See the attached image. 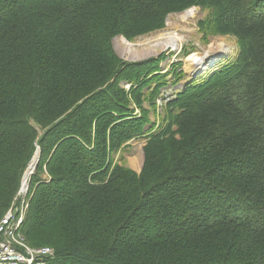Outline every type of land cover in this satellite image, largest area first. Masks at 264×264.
<instances>
[{"label":"trees","instance_id":"16d2710c","mask_svg":"<svg viewBox=\"0 0 264 264\" xmlns=\"http://www.w3.org/2000/svg\"><path fill=\"white\" fill-rule=\"evenodd\" d=\"M195 5L240 55L181 92L138 174L112 155L145 134L129 104L158 63L123 87L113 39ZM36 144L23 230L47 264H264V0H0V219Z\"/></svg>","mask_w":264,"mask_h":264},{"label":"rangeland","instance_id":"374dc122","mask_svg":"<svg viewBox=\"0 0 264 264\" xmlns=\"http://www.w3.org/2000/svg\"><path fill=\"white\" fill-rule=\"evenodd\" d=\"M191 9H194V11L189 16L187 11ZM215 16L216 11L211 7L206 8L195 5L178 13H170L166 17L162 28L131 39L123 35L114 37L113 50L124 64L123 69H125V78L121 81L123 87L129 89L135 83V81L128 82L129 79L126 74L128 71L131 75H136L138 72L130 71V69H133L139 63H147L148 60L152 59H157L158 63L157 69L149 76L147 83L142 86L143 100L141 107L139 108L132 99H130L129 104V109L133 110V116H144L148 120L145 126V134L134 137L122 149L114 153L112 159L115 163L123 164L138 174L141 173L144 165V148L148 142V137L150 134L171 125L172 117L180 110L179 104L175 100L180 98L181 92L194 83L198 84L208 80L213 73L220 71L228 63L238 59L240 55L238 37L233 34L217 32L214 27ZM128 47L132 51L127 53L125 49ZM193 54H197L202 60L192 66L188 58ZM147 64L151 65L152 63ZM134 88L136 89L135 85ZM32 124L41 134L42 131L35 125V122H32ZM38 148L39 146H37ZM37 149L24 170L20 187L14 196L13 202L17 203V200H20L21 203L24 198L30 200L32 179L30 178L26 193L22 190L24 186L22 180L34 155L38 152ZM41 153L38 165L42 160ZM47 175V173H44L41 176L46 179L48 178ZM5 215L6 213L0 219V239L9 231L13 235L15 233L17 237V231L10 229L12 218L7 219L5 222L2 220L6 217ZM24 220L26 221V217ZM25 221L21 223L19 231L23 236L25 245L33 248L48 246L55 250V245L52 243H29L23 230ZM52 233L54 234L50 238L58 236L56 230L49 231L47 235Z\"/></svg>","mask_w":264,"mask_h":264},{"label":"built area","instance_id":"2783aa9c","mask_svg":"<svg viewBox=\"0 0 264 264\" xmlns=\"http://www.w3.org/2000/svg\"><path fill=\"white\" fill-rule=\"evenodd\" d=\"M4 222L11 218L5 215ZM9 216V218H8ZM1 220V221H2ZM12 230V229H11ZM17 237L11 231L5 233L0 239V264H42L43 261L49 260L54 255V250L48 246L33 248L23 243V236L17 228Z\"/></svg>","mask_w":264,"mask_h":264},{"label":"bare ground","instance_id":"6f19581e","mask_svg":"<svg viewBox=\"0 0 264 264\" xmlns=\"http://www.w3.org/2000/svg\"><path fill=\"white\" fill-rule=\"evenodd\" d=\"M193 11H194V9L193 10L191 9V10L187 11V15L190 16V14ZM129 44L130 43L128 42V45ZM157 45H159V44H157ZM130 51H132V50L129 47L125 49V52H127V53L130 52ZM188 59L190 60V64L192 66L198 64V62L202 60V58H200L197 54L191 55ZM37 151L38 152H36V154L34 155V158L31 161L28 169L26 170V172L24 174V177H23V180H22V185H24L22 190L25 193L27 192V190L29 188V184H30L29 181H30V178H31V174L34 173L36 171V169H37V163H38V160L40 158L41 149L38 148ZM27 208H28V201H27V199L24 198L21 201V203H20V200H17V203L13 202L12 205L10 206V208L7 210L6 215H10L11 218H12V220H11L12 226L10 227V229H12V231L15 228H18V230L20 231V228H21L20 226H21V223H23V221H24ZM8 218H9V216H8ZM8 222H9V220H8ZM48 261L49 260H45V261L42 262V264H47ZM37 263H39V262H34L32 264H37Z\"/></svg>","mask_w":264,"mask_h":264},{"label":"water","instance_id":"95a60500","mask_svg":"<svg viewBox=\"0 0 264 264\" xmlns=\"http://www.w3.org/2000/svg\"><path fill=\"white\" fill-rule=\"evenodd\" d=\"M40 159V158H39ZM38 162H39V160H38ZM37 166H38V163H37Z\"/></svg>","mask_w":264,"mask_h":264}]
</instances>
